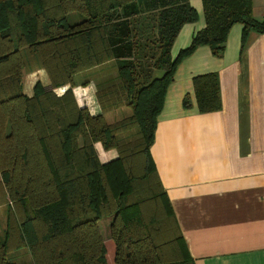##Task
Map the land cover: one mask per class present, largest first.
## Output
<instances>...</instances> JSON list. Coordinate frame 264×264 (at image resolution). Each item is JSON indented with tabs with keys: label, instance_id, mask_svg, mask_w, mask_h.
<instances>
[{
	"label": "trees",
	"instance_id": "trees-1",
	"mask_svg": "<svg viewBox=\"0 0 264 264\" xmlns=\"http://www.w3.org/2000/svg\"><path fill=\"white\" fill-rule=\"evenodd\" d=\"M201 2L204 28L173 58L180 30L198 20L189 0H0V264L19 251L29 264H193L150 154L157 117L198 48L222 57L236 24L240 53L264 35L253 0ZM38 70L50 85L27 97L22 79ZM90 83L99 116L73 94ZM192 85L200 114L222 109L217 73ZM122 108L130 116L108 124L104 114ZM97 143L116 158L101 163Z\"/></svg>",
	"mask_w": 264,
	"mask_h": 264
},
{
	"label": "crops",
	"instance_id": "crops-1",
	"mask_svg": "<svg viewBox=\"0 0 264 264\" xmlns=\"http://www.w3.org/2000/svg\"><path fill=\"white\" fill-rule=\"evenodd\" d=\"M189 3L198 20L180 30L173 58L204 28L201 0ZM252 16L264 17V0H253ZM241 31L239 24L231 28L222 57L200 47L179 64L150 148L193 264H264V35L251 33L240 53ZM207 73L219 76L222 109L200 114L192 79ZM23 82L27 97L37 82L50 85L43 70L26 74ZM95 93L94 83L73 89L77 104L91 116L102 114ZM186 95L189 110L182 107ZM129 111L104 118L112 124L120 120L114 115L126 112L125 118ZM95 148L103 152V159L97 152L101 163L117 156L99 143Z\"/></svg>",
	"mask_w": 264,
	"mask_h": 264
},
{
	"label": "rangeland",
	"instance_id": "rangeland-1",
	"mask_svg": "<svg viewBox=\"0 0 264 264\" xmlns=\"http://www.w3.org/2000/svg\"><path fill=\"white\" fill-rule=\"evenodd\" d=\"M24 77H25V75H24ZM24 77L22 79V83H24L23 82L24 81ZM54 91H55V93L57 95L61 96L66 90H63V87H62V88H57ZM120 113L122 115L126 116V112H120ZM121 114H119L118 116H116V115H114V116L115 117H118L119 119H122L123 117L121 118ZM108 120H109V118H108ZM108 120H107V122H108ZM97 147H99V146H97ZM96 152H98V154H99V156H100L101 159L104 158L103 152H101L100 148H98V150ZM2 195H3V187H2L1 182H0V232L4 228L5 221H6V215H5V213H6L5 212L6 211V204L5 203H1V201H2V199H1ZM106 227H107V224H101V229H102L101 232H102V235H103L104 238L106 237V234H107V232L105 231L106 230ZM9 259H10L11 262L16 263V264H29V261H30L29 260V255H27L25 253V251L24 252L23 251H19V252L11 253L9 255Z\"/></svg>",
	"mask_w": 264,
	"mask_h": 264
}]
</instances>
